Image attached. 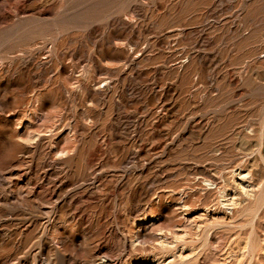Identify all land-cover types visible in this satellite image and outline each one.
<instances>
[{
  "label": "rangeland",
  "instance_id": "1",
  "mask_svg": "<svg viewBox=\"0 0 264 264\" xmlns=\"http://www.w3.org/2000/svg\"><path fill=\"white\" fill-rule=\"evenodd\" d=\"M157 262L264 264V0H0V264Z\"/></svg>",
  "mask_w": 264,
  "mask_h": 264
},
{
  "label": "bare ground",
  "instance_id": "2",
  "mask_svg": "<svg viewBox=\"0 0 264 264\" xmlns=\"http://www.w3.org/2000/svg\"><path fill=\"white\" fill-rule=\"evenodd\" d=\"M235 175L238 178V181L236 182V186L239 188V190L242 191L244 193V195L246 194L248 196L249 194H251L252 189H253L255 184L249 180V176H250L249 173L247 171L238 170L235 172ZM205 182H206V180H205ZM207 182L211 183L209 181H207ZM221 201H223V203L227 204V206H233V205H237L239 203V200L236 197L235 192H233V191L224 192L222 195ZM163 241H164V239H163ZM157 264H158V262H157Z\"/></svg>",
  "mask_w": 264,
  "mask_h": 264
}]
</instances>
